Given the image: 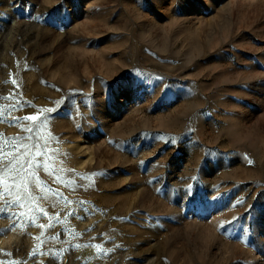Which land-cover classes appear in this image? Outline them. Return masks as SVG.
Instances as JSON below:
<instances>
[{"label": "rangeland", "instance_id": "obj_1", "mask_svg": "<svg viewBox=\"0 0 264 264\" xmlns=\"http://www.w3.org/2000/svg\"><path fill=\"white\" fill-rule=\"evenodd\" d=\"M0 148V264H264V0H0Z\"/></svg>", "mask_w": 264, "mask_h": 264}, {"label": "snow or ice", "instance_id": "obj_2", "mask_svg": "<svg viewBox=\"0 0 264 264\" xmlns=\"http://www.w3.org/2000/svg\"><path fill=\"white\" fill-rule=\"evenodd\" d=\"M27 119L35 121L38 119V117L37 116H30ZM4 155H5L4 150L2 148H0V176L3 175V172L5 171V166L11 165L13 163V160L15 159V156H13L12 159L5 160ZM17 175H19V173ZM12 186H15V178H12Z\"/></svg>", "mask_w": 264, "mask_h": 264}]
</instances>
